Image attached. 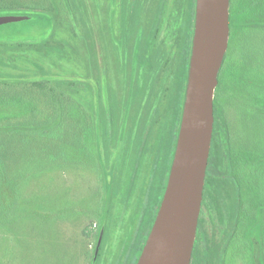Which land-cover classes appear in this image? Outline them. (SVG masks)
<instances>
[{"label": "rangeland", "instance_id": "374dc122", "mask_svg": "<svg viewBox=\"0 0 264 264\" xmlns=\"http://www.w3.org/2000/svg\"><path fill=\"white\" fill-rule=\"evenodd\" d=\"M48 1L51 14L28 9L41 0H0L15 8L0 11V80L49 81L62 95L55 112L33 97L40 128L0 137V264H137L178 140L196 2ZM248 18L216 92L192 264H264V231L231 242L246 187L264 210V10Z\"/></svg>", "mask_w": 264, "mask_h": 264}, {"label": "water", "instance_id": "95a60500", "mask_svg": "<svg viewBox=\"0 0 264 264\" xmlns=\"http://www.w3.org/2000/svg\"><path fill=\"white\" fill-rule=\"evenodd\" d=\"M231 0H196L186 96L168 185L137 264H191L229 48Z\"/></svg>", "mask_w": 264, "mask_h": 264}, {"label": "trees", "instance_id": "16d2710c", "mask_svg": "<svg viewBox=\"0 0 264 264\" xmlns=\"http://www.w3.org/2000/svg\"><path fill=\"white\" fill-rule=\"evenodd\" d=\"M195 3L196 0H193ZM193 4V3H192ZM194 6V4H193ZM195 7V6H194ZM29 10H41L44 13L51 14L53 6L49 3L48 0H41L39 3L31 4L28 8ZM259 9L264 10V0H244L238 8H231L230 13V26L233 32L232 39L230 43L233 42L234 33L236 31V27L238 22L249 19V16H253L257 13ZM2 10H15V8H11L9 6H5L4 8H0ZM36 45L34 44H24L19 45V47H25L27 49L33 48ZM10 48L8 44H0L1 48ZM139 63H143L140 59L141 56L138 55ZM225 70V62L221 69L219 75V86L216 92H219L222 87L223 82V74ZM187 81V71H185L182 75V78L179 82L180 93L183 95L185 93V86ZM33 97H42L44 110L56 111L57 106L60 104L62 95L60 92L56 90V88L49 81H40V82H25L19 81L15 79H4L0 80V108H7L5 110H12L14 113L2 115L0 112V137L6 136L8 141L13 137L17 132H20L27 126H36L40 128V123L38 122L37 112L39 110V105L33 101ZM216 97V96H215ZM216 103V98H215ZM13 109H17L16 111ZM10 115V116H8ZM178 113L175 118L177 124L180 121L181 116ZM177 133H178V126ZM34 129V128H31ZM1 142V140H0ZM173 151H172V159L170 163L173 161V157L175 154L176 144H177V136L172 141ZM229 165L233 176L238 182L240 188H245L243 176H238L239 171V158L236 153H228ZM171 164L169 166V170L166 177V183L164 187V193L162 197V201L166 192V188L168 185V179L170 175ZM254 187H246L244 192H241V211L239 214L238 225L236 226V237H243L246 241L252 243L255 240L257 241L259 237L262 235L264 229L260 227L261 216L264 215V210L258 206V203L255 202L254 199ZM161 201V203H162ZM161 206V205H160ZM257 210V213L256 211ZM156 220V219H155ZM155 223V221H154ZM154 225V224H153ZM153 228V227H152ZM151 228V230H152ZM151 233V231H150ZM149 233V235H150ZM149 238V237H148ZM248 239V240H247ZM231 247V244H230ZM141 256V255H140ZM140 258V257H139ZM139 260V259H138ZM138 263V262H137Z\"/></svg>", "mask_w": 264, "mask_h": 264}, {"label": "flooded vegetation", "instance_id": "af4514ba", "mask_svg": "<svg viewBox=\"0 0 264 264\" xmlns=\"http://www.w3.org/2000/svg\"><path fill=\"white\" fill-rule=\"evenodd\" d=\"M257 1H259V0H257ZM230 13H231V11H230ZM230 27H231V26H230ZM232 36H233V32H232V30H231L230 40L232 39ZM229 44H230V42H229ZM224 62H225V61H224ZM201 211H202V208H201ZM240 211H241V205H240L239 212H238V216H237V223H236V226L238 225V219H239ZM200 216H201V214H200ZM199 221H200V219H199ZM235 230H236V227H235ZM235 238H236V233H235V231H234V236H233L231 242H232ZM230 244H231V243H230ZM231 246H232V245H231ZM201 258H202V257H200L198 260H196L194 264H202L203 261L201 260ZM192 261H193V256H192ZM192 261H191V264H192Z\"/></svg>", "mask_w": 264, "mask_h": 264}]
</instances>
